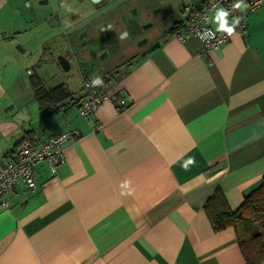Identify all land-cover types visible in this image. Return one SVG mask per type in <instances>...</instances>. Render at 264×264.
<instances>
[{"label": "crops", "instance_id": "1", "mask_svg": "<svg viewBox=\"0 0 264 264\" xmlns=\"http://www.w3.org/2000/svg\"><path fill=\"white\" fill-rule=\"evenodd\" d=\"M49 1L0 0V160L22 138L43 141L68 128L81 136L63 143L56 174L37 164L36 189L17 184L8 206L0 195V264H248L235 227L217 228L214 215L238 208L264 174V6L245 32L205 53L185 28L186 6L205 0H180L177 30L103 80L127 99L126 111L107 100L80 115L70 100L82 97L83 81L64 83L70 96L59 117L42 114L31 82L43 45L60 30L49 18L61 5ZM9 66L28 70L33 107L5 110L14 99H5ZM48 116L64 122L51 128ZM124 180L132 195L120 194Z\"/></svg>", "mask_w": 264, "mask_h": 264}, {"label": "flooded vegetation", "instance_id": "2", "mask_svg": "<svg viewBox=\"0 0 264 264\" xmlns=\"http://www.w3.org/2000/svg\"><path fill=\"white\" fill-rule=\"evenodd\" d=\"M49 2L54 6L58 3L70 6L72 10L60 6L51 15L50 25L60 30L43 45L35 64L41 63L49 53V61L56 63L58 68L66 73L74 72L81 75L83 81L90 79L88 75L91 73L104 81L111 80L116 74L114 71L120 66H129L149 49L160 44L168 33L178 28L176 23H171L162 31L156 29L150 34H144L134 44L123 43L119 39L121 31L117 29L120 21L119 18L115 19L123 0H50ZM100 19H103V22L99 23ZM109 22L111 25L106 26ZM103 26L105 27L102 28ZM59 57H62L63 63ZM32 72L39 75L36 70ZM39 76L48 84L46 78ZM62 83L64 82H56L55 85Z\"/></svg>", "mask_w": 264, "mask_h": 264}, {"label": "built area", "instance_id": "3", "mask_svg": "<svg viewBox=\"0 0 264 264\" xmlns=\"http://www.w3.org/2000/svg\"><path fill=\"white\" fill-rule=\"evenodd\" d=\"M248 8L243 12L240 10H232V5L236 0H207L204 7L199 12L192 13L194 8V1L187 5L186 9L190 10L185 28L188 34L197 36V32H203L205 29L215 31L211 26V15L213 13V6L218 5L224 7L230 12L228 17L231 23L233 17H242L237 31L245 32L248 22V16L258 8L264 6V0H246ZM183 31L178 32V36L184 39L188 34ZM232 37V36H231ZM231 37L225 33H216V38L210 41H204V52L211 50H219L224 44L230 41ZM91 84L90 79H85L83 84V95L79 102L78 112L84 117L93 115L99 106L107 100L114 102L120 112H124L129 107L127 99L118 93L107 91L104 86H97L95 88L87 87ZM101 124H96L95 129L101 128ZM81 136V131L78 128H68L59 133L52 135L50 138L34 142L29 138H22L13 147L11 153L5 161L0 160V195L6 197L4 205H9V196L12 189L19 183H24L29 189H36L38 187L36 180V166L38 163L46 161L52 168L54 174L58 172L59 167L65 160L63 143L70 138H77Z\"/></svg>", "mask_w": 264, "mask_h": 264}, {"label": "rangeland", "instance_id": "4", "mask_svg": "<svg viewBox=\"0 0 264 264\" xmlns=\"http://www.w3.org/2000/svg\"><path fill=\"white\" fill-rule=\"evenodd\" d=\"M174 1V2H173ZM177 1V3L175 2ZM180 0H123L120 4L119 13L116 18H119L118 30L119 39L123 43H136L144 34H150L156 29L161 31L168 27L177 16L182 13L177 10L178 2ZM111 25V22L107 23L106 26ZM103 26L102 28H104ZM50 54L48 53L41 63L35 64L32 70L39 72V75L47 79L48 84H55L56 82L63 81L69 88L78 87L82 84L83 79L81 75L74 74V72L66 73L65 71L58 68V65L54 62L49 61ZM40 64H42L40 66ZM42 68V69H41ZM60 70L61 72H59ZM28 70L19 72L14 66L7 67V76L5 80L6 96L5 99L13 97V101L5 106V110L11 108L15 104H21L25 102L29 106L32 105L28 96V89L30 88V82L26 79ZM59 73V75H57ZM63 73V74H62ZM56 76V77H55ZM95 77L94 74H89L88 78L92 80ZM26 81V82H25ZM47 85V84H46ZM16 102V103H15ZM60 117L63 113L57 112ZM56 115V114H55ZM46 121L49 127L59 128L64 122L63 119L58 124H54V120L51 116L46 117Z\"/></svg>", "mask_w": 264, "mask_h": 264}, {"label": "trees", "instance_id": "5", "mask_svg": "<svg viewBox=\"0 0 264 264\" xmlns=\"http://www.w3.org/2000/svg\"><path fill=\"white\" fill-rule=\"evenodd\" d=\"M203 7L193 10L192 13L201 11ZM31 82L33 93L44 115L57 112L63 106L62 100L70 96L64 83L48 86L35 73L31 74ZM80 100L81 98H72L71 106H79ZM217 196L215 195L216 200L222 199ZM214 221L217 228L228 225L235 227L240 248L248 264L264 263V174L259 185L245 195L238 208L216 212Z\"/></svg>", "mask_w": 264, "mask_h": 264}, {"label": "clouds", "instance_id": "6", "mask_svg": "<svg viewBox=\"0 0 264 264\" xmlns=\"http://www.w3.org/2000/svg\"><path fill=\"white\" fill-rule=\"evenodd\" d=\"M62 7H66L69 11L72 9L70 6L61 5ZM248 8V5L245 3V0H236V2L232 5V10H240L243 12L245 9ZM230 12L225 9L224 7L214 5L213 6V16H212V23L216 25L215 31L211 29H205L203 32H197V36L201 41H210L216 38V33H225L227 36L231 37L235 32L237 27L241 23L242 17L236 16L233 17L231 23L229 22ZM103 80L100 77H94L91 80V84H87V87L95 88L97 86H102ZM195 163V158L190 157L187 161L184 162L182 165L185 170H187L188 165H192ZM214 179V178H213ZM211 182V181H209ZM121 195H132L134 189L132 188V182L130 180H124L120 184Z\"/></svg>", "mask_w": 264, "mask_h": 264}, {"label": "water", "instance_id": "7", "mask_svg": "<svg viewBox=\"0 0 264 264\" xmlns=\"http://www.w3.org/2000/svg\"><path fill=\"white\" fill-rule=\"evenodd\" d=\"M60 58V60L62 61V57H59ZM62 63H63V61H62ZM69 68L67 67V70H68Z\"/></svg>", "mask_w": 264, "mask_h": 264}]
</instances>
